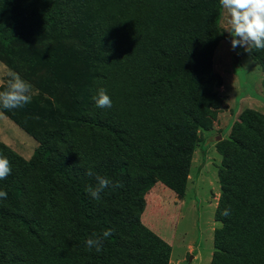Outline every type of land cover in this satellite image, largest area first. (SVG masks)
<instances>
[{
	"label": "trees",
	"instance_id": "trees-1",
	"mask_svg": "<svg viewBox=\"0 0 264 264\" xmlns=\"http://www.w3.org/2000/svg\"><path fill=\"white\" fill-rule=\"evenodd\" d=\"M221 9L219 0H0L5 58L50 69L65 85L75 71L63 58L30 59L18 44L79 25L80 47L66 57L81 66L69 102L0 107L39 143L28 161L0 143L12 165L0 180V264H168L170 246L139 217L156 182L183 195L198 133L217 119ZM250 54L264 73V51ZM100 88L111 108L96 107ZM216 150L220 226L210 264H264V114L242 110ZM96 175L122 187L94 200L86 188ZM108 229L102 251H89L87 239Z\"/></svg>",
	"mask_w": 264,
	"mask_h": 264
},
{
	"label": "rangeland",
	"instance_id": "rangeland-1",
	"mask_svg": "<svg viewBox=\"0 0 264 264\" xmlns=\"http://www.w3.org/2000/svg\"><path fill=\"white\" fill-rule=\"evenodd\" d=\"M219 23L222 29L227 23L223 9ZM15 25V19L7 24L9 36ZM79 28V25H70L63 32L37 36L28 42L22 40L18 49L30 59L33 54L54 53L63 58L66 69L72 66L77 73L81 66L66 56L70 50L80 47ZM6 63H11L14 69ZM31 64L8 60L0 49V90L6 87L10 74L16 73L32 86L29 104L48 100L55 105L70 101L79 82L74 72H71V80L63 85L58 81L59 74L57 80L50 69ZM212 67L222 77V86L216 91L223 101L212 128L198 133L184 193L178 196L163 183L156 182L144 196L145 207L139 217L143 226L170 246L168 264H210L213 232L219 226L214 213L220 196L218 169L222 157L216 150V142L229 138L231 126L242 110L249 108L264 114V73L243 47L232 48L229 31H224L218 42ZM0 143L26 161L32 160L39 145L1 111Z\"/></svg>",
	"mask_w": 264,
	"mask_h": 264
},
{
	"label": "clouds",
	"instance_id": "clouds-1",
	"mask_svg": "<svg viewBox=\"0 0 264 264\" xmlns=\"http://www.w3.org/2000/svg\"><path fill=\"white\" fill-rule=\"evenodd\" d=\"M222 9L225 11L227 19L223 31L230 32L231 46L233 49L243 47L247 52L253 50L264 51V0H219ZM32 86L23 80L19 74L11 73L10 79L3 90H0V107L7 110L23 108L31 102ZM96 107L111 108L112 100L106 89L100 88L98 94L93 97ZM12 172L10 161L0 155V180L6 179ZM88 175H93L88 171ZM95 186L89 185L86 192L89 196L99 201L105 189L122 187L118 182L114 183L110 179L96 175ZM0 199H7V192L0 190ZM229 209H225L221 215L228 216ZM112 235V230H105L102 235L93 234L86 241L89 251L93 248L97 253L103 249V242Z\"/></svg>",
	"mask_w": 264,
	"mask_h": 264
},
{
	"label": "crops",
	"instance_id": "crops-1",
	"mask_svg": "<svg viewBox=\"0 0 264 264\" xmlns=\"http://www.w3.org/2000/svg\"><path fill=\"white\" fill-rule=\"evenodd\" d=\"M237 118H238V117H237ZM237 118H236V120H238ZM217 223H218V222H217ZM218 224H219V223H218ZM219 226H220V224H219ZM219 226H218V227H219Z\"/></svg>",
	"mask_w": 264,
	"mask_h": 264
}]
</instances>
